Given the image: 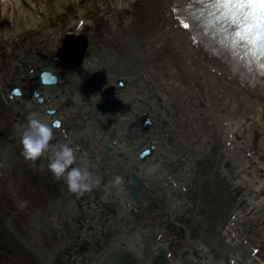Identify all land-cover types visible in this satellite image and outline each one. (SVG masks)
I'll return each mask as SVG.
<instances>
[{"label": "flooded vegetation", "instance_id": "1", "mask_svg": "<svg viewBox=\"0 0 264 264\" xmlns=\"http://www.w3.org/2000/svg\"><path fill=\"white\" fill-rule=\"evenodd\" d=\"M91 36L28 38L0 55V264H245L229 240L262 258L236 195L227 201L224 184L212 187L188 143L160 135L150 94L130 97L112 52ZM33 114L52 129L50 144L75 149L73 167L87 164L90 191L68 192L47 156L24 160L20 137Z\"/></svg>", "mask_w": 264, "mask_h": 264}, {"label": "bare ground", "instance_id": "2", "mask_svg": "<svg viewBox=\"0 0 264 264\" xmlns=\"http://www.w3.org/2000/svg\"><path fill=\"white\" fill-rule=\"evenodd\" d=\"M107 1L110 8H99L93 21L86 17L93 7H83L77 14L79 24L69 29L71 35L90 38L92 32L95 43L112 52L113 67L128 79L129 96L150 94L144 104L160 121V135L174 134L179 145L188 143L201 160L197 164L208 168L212 187L224 184L227 201L236 195L246 229L251 224L264 228V77L244 68L237 58L232 64L238 71L226 56L223 62L195 21L184 29L172 12L175 0H124L129 8L117 7L118 0ZM2 2L30 21L45 8L44 0ZM198 7L192 6V12L199 14ZM98 24L107 25L108 32H96ZM170 119L176 123L173 129L167 124ZM196 218L202 223L200 214ZM258 237L264 246L263 229ZM228 244L241 246L231 240Z\"/></svg>", "mask_w": 264, "mask_h": 264}, {"label": "snow or ice", "instance_id": "3", "mask_svg": "<svg viewBox=\"0 0 264 264\" xmlns=\"http://www.w3.org/2000/svg\"><path fill=\"white\" fill-rule=\"evenodd\" d=\"M172 12L184 29L195 21L201 35L215 33L244 67L264 77V0H175Z\"/></svg>", "mask_w": 264, "mask_h": 264}, {"label": "rangeland", "instance_id": "4", "mask_svg": "<svg viewBox=\"0 0 264 264\" xmlns=\"http://www.w3.org/2000/svg\"><path fill=\"white\" fill-rule=\"evenodd\" d=\"M44 1V12L37 15L35 14L36 18H34V21H30L28 18H25L23 13L20 14L19 10L11 8L0 0V55L2 52H12V44H15L17 41H28L29 45H32L33 41H30L28 38H60V36H65L72 24L78 23L77 13L82 11L83 7H93V9H88L86 15L90 21H93L97 14H99V8L103 6L110 8L107 0H79V4L75 0ZM59 8H62L65 14L61 15L59 13ZM5 48L9 51L5 50ZM255 222L257 223V221ZM253 225H255L258 230L263 229V225L262 227L261 225L257 226V224ZM255 240L257 242L256 245L264 249V246L260 245V241L258 242V237L257 239L255 238ZM260 259V261L264 263V256Z\"/></svg>", "mask_w": 264, "mask_h": 264}, {"label": "clouds", "instance_id": "5", "mask_svg": "<svg viewBox=\"0 0 264 264\" xmlns=\"http://www.w3.org/2000/svg\"><path fill=\"white\" fill-rule=\"evenodd\" d=\"M117 7L129 8L131 5L124 3V0H118ZM52 140V129L42 119L37 118L36 114H33L28 118L20 137L21 155L25 161L33 163L47 156L48 171L54 179H63L68 192L83 194L90 191L96 182L93 181L87 164L73 167L77 159L75 149L67 143L50 144Z\"/></svg>", "mask_w": 264, "mask_h": 264}, {"label": "water", "instance_id": "6", "mask_svg": "<svg viewBox=\"0 0 264 264\" xmlns=\"http://www.w3.org/2000/svg\"><path fill=\"white\" fill-rule=\"evenodd\" d=\"M43 78H48L49 80H54L50 75L44 74ZM230 252L235 253L238 257H243L245 255V264H254L250 257H247L246 251L240 247L229 246Z\"/></svg>", "mask_w": 264, "mask_h": 264}]
</instances>
